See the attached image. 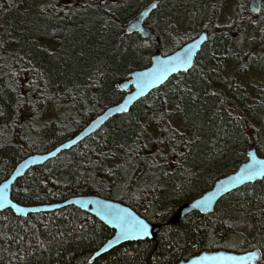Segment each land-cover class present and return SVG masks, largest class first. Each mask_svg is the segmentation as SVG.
Instances as JSON below:
<instances>
[{"label":"trees","instance_id":"1","mask_svg":"<svg viewBox=\"0 0 264 264\" xmlns=\"http://www.w3.org/2000/svg\"><path fill=\"white\" fill-rule=\"evenodd\" d=\"M150 1L0 0V182L26 155L54 148L121 100L117 82L156 51V40L127 31ZM229 3L234 16L222 22ZM145 24L164 54L203 30L208 40L188 72L30 168L11 194L22 204L90 193L119 200L161 224L155 239L90 261L114 233L91 213L67 205L20 216L8 208L0 211V264H177L218 249L264 255V178L226 194L211 213L169 222L181 203L247 160L249 138L264 156V74L245 84L228 66L245 59L264 70V53L253 52L264 43V0L260 14L249 0H160ZM247 29L258 39H245Z\"/></svg>","mask_w":264,"mask_h":264},{"label":"water","instance_id":"2","mask_svg":"<svg viewBox=\"0 0 264 264\" xmlns=\"http://www.w3.org/2000/svg\"><path fill=\"white\" fill-rule=\"evenodd\" d=\"M160 3V0H152L149 3L145 4L140 11H138L132 18H130L127 22V31L128 32H138L140 33L142 38L145 39H154L157 41L156 51L151 57V62L148 66L140 69H133L129 72L127 78L120 79L117 82V86L119 89L125 94L121 98L120 101L109 105L103 111L98 113L94 118H92L82 129H80L73 136L68 138L67 140L59 143L57 146L50 150L46 151H38L33 152L26 155L22 158L13 168L9 176L0 182V186L7 184L6 196L7 201L0 204V211L5 209H12L14 213L20 216H27L31 213L37 212H47L53 211L56 209H60L67 205H75L82 210H85L99 220H101L104 224L114 230V233L111 237H109L92 255L90 261H93L99 255L111 250L112 248L127 242V241H137L144 239H155L158 234L161 224L153 223L146 219L144 216L139 214L135 209H133L130 205L115 200L112 198L104 197L97 194H82V195H72L70 197L60 199L52 202L45 203H36V204H22L17 202L12 198V186L17 181V179L23 176L30 168L43 164L49 159L56 157L59 153L64 150H68L71 147L77 145L88 136L97 132L103 125H105L111 118L128 113L134 104L147 96L152 90L161 87L164 85L169 79L178 74L180 72H188L194 65L196 57L201 51L203 45L208 40V32L206 30L201 31L194 38L182 44L176 50L164 54L161 51V38L159 33L152 27L145 24L147 18L151 15L153 10H155ZM156 4L157 7L153 8L152 5ZM249 8L250 11L254 14H260L263 8V0H249ZM191 49V63L186 65L184 68H181L179 71L175 73H169L167 78L160 84L154 85L150 88H146L143 93L140 92L139 87L137 85V74L138 73H146L149 72L154 66L157 64V60L166 61L170 57L174 56H183L185 52ZM247 160L242 162L238 168L228 173L224 176L218 178L213 186L208 190L204 191L201 195L187 200L181 203L174 214L169 219V222H176L179 219L183 218L185 215L189 214L192 211H199L203 214H208L214 211L217 202L226 194L241 188L242 186L254 183L258 180L263 179L262 176H255L250 180H243L241 182H237L235 186L233 184H225L223 188L220 189L219 192H216L217 187L221 184V182L228 181L230 178L236 176L240 173L246 166L253 164L254 161H259L264 163V156H261L257 153L254 141L252 138H249V145L247 147ZM216 192V195L212 197L211 203L208 204L205 208H200L195 206L197 201L204 199L209 196L211 193ZM96 201H102L107 205H112L120 210H123V214L130 215L131 217H135L137 219L143 220L148 225L147 235H129L128 237H124L120 234L121 230L116 226L115 221H110L107 217L102 216L97 212V204ZM221 257V256H236V257H245L246 259L239 262V264H257L262 258V251L259 248H254L248 251L237 252L233 250L226 249H218V250H204L199 254L193 255L188 259H183L177 264H233V262H222L220 260L212 261V260H204L203 257ZM250 257V258H249Z\"/></svg>","mask_w":264,"mask_h":264},{"label":"snow or ice","instance_id":"3","mask_svg":"<svg viewBox=\"0 0 264 264\" xmlns=\"http://www.w3.org/2000/svg\"><path fill=\"white\" fill-rule=\"evenodd\" d=\"M153 8L157 7L156 4L152 5ZM191 63V49L183 54V56H174L168 58L166 61L157 60L156 66H154L149 72L138 73L137 74V85L141 93L144 92L146 88H150L154 85L162 83L168 76L169 73H175L181 68ZM215 94V93H213ZM166 103V101H165ZM255 176L264 177V163L259 161H254L245 167L236 176L230 178L228 181L221 182L217 187L216 192H219L225 184H235L243 180H250ZM7 184L0 186V204L7 201L6 196ZM216 192L211 193L204 199L197 201L196 205L200 208H205L211 203L212 197L216 195ZM97 212L102 216L107 217L110 221H115L116 226L120 228V234L124 237L129 235H147L148 225L140 219L131 217L130 215L123 214V210H120L112 205H107L102 201H96ZM250 258V257H249ZM204 260H220L222 262H233V264H239V262L245 260V257L236 256H221V257H203Z\"/></svg>","mask_w":264,"mask_h":264},{"label":"rangeland","instance_id":"4","mask_svg":"<svg viewBox=\"0 0 264 264\" xmlns=\"http://www.w3.org/2000/svg\"><path fill=\"white\" fill-rule=\"evenodd\" d=\"M233 4L229 3L227 5L223 14L221 15L220 21H222V22L228 21L229 22L230 20H232V18L234 16ZM251 37H257V39H258V34L254 33L253 31L250 32V30L248 31V29H247V36H245V39H250ZM259 38H260V36H259ZM254 47H253V52H255L257 54L258 53H261V54L264 53V43H262L261 45L254 44ZM234 50H235V48L232 49L231 53L234 52ZM247 62L248 61L244 59L242 64L239 61L240 65L235 64L233 61L232 62L230 61L228 63L230 74H235V73L237 74V71L239 70L240 72H239L238 76H239L240 80H242L245 84H249L250 80H252V83H253V81L255 80L257 75H259V73L264 74V70H261L259 66L257 67V64L255 65V64H253V62H248V63ZM262 64L264 65V63H260V66L262 68H264V66ZM263 258H264V255H263Z\"/></svg>","mask_w":264,"mask_h":264},{"label":"bare ground","instance_id":"5","mask_svg":"<svg viewBox=\"0 0 264 264\" xmlns=\"http://www.w3.org/2000/svg\"><path fill=\"white\" fill-rule=\"evenodd\" d=\"M95 117V116H94ZM15 167V166H14Z\"/></svg>","mask_w":264,"mask_h":264},{"label":"flooded vegetation","instance_id":"6","mask_svg":"<svg viewBox=\"0 0 264 264\" xmlns=\"http://www.w3.org/2000/svg\"><path fill=\"white\" fill-rule=\"evenodd\" d=\"M262 251V250H261Z\"/></svg>","mask_w":264,"mask_h":264}]
</instances>
